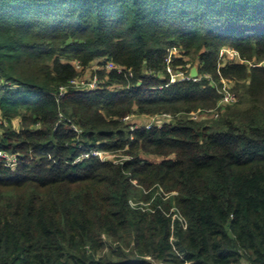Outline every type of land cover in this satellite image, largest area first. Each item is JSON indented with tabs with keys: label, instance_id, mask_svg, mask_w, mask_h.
<instances>
[{
	"label": "trees",
	"instance_id": "16d2710c",
	"mask_svg": "<svg viewBox=\"0 0 264 264\" xmlns=\"http://www.w3.org/2000/svg\"><path fill=\"white\" fill-rule=\"evenodd\" d=\"M0 82V264H264V0H0Z\"/></svg>",
	"mask_w": 264,
	"mask_h": 264
},
{
	"label": "built area",
	"instance_id": "2783aa9c",
	"mask_svg": "<svg viewBox=\"0 0 264 264\" xmlns=\"http://www.w3.org/2000/svg\"><path fill=\"white\" fill-rule=\"evenodd\" d=\"M228 50L229 49L224 50L222 52V54H221V56L223 58L222 60L224 62L233 61L235 63H239L240 57H239L238 53L233 51V50H232L234 52L233 56L231 58H229V57L225 58ZM173 55L174 56L179 55V50L173 49L171 56H173ZM167 64L169 65L168 71L171 74V82L172 83L181 82V81L198 82L201 80L199 75L197 78H193L191 76V73L186 74L183 71L174 72L173 69L171 68V59L170 58L168 59ZM75 66H76L77 70H83V68L79 64L75 63ZM115 69L118 70L119 72L123 71L122 68L115 67L112 64L106 66V70L108 72H111L112 70H115ZM98 70H100V68H98V67L93 69L94 73H95V71H98ZM130 75L132 76L131 73H130ZM212 84H215V83L212 82ZM1 85H2V83L0 82V86ZM72 85L78 91H96V90L101 89V87H102V83L99 80L97 75H94L93 78L91 79V81H89V82H84V81H80L79 79H76L75 81L72 82ZM232 87H233L232 81H224V87L221 91H219V93L222 95V98L218 104V107L214 111H210L208 113H213L215 115V117H217L219 109H221L222 107H226V106L235 104L237 102L238 99H237L236 95L231 92ZM67 92H68L67 88H62L61 92H60V96L65 95ZM204 115H206V114H203V113L200 114L199 112H197V113L191 114L190 117L193 118L194 120H199L198 118L200 116H204ZM135 118H137V116L129 115L124 119V122H126V124L130 126V130L132 132L138 130L141 127L134 121ZM172 118L173 117L171 115H168V114H164L161 116H155V117L149 119V122L147 125H145V128L146 129H151L154 127L162 128L165 124L170 123L172 121ZM74 130L78 131L77 128H75V127H74ZM90 155L95 156V157H99V158L103 159L104 161H108L109 157H111L112 154H108V153H104L103 151L96 150V151L92 152V154H90ZM0 157H6V155H4L3 153H0ZM86 157H89V155H86ZM8 160H9V162H11V166H15L17 163L16 158L8 159ZM110 161H112V160H110Z\"/></svg>",
	"mask_w": 264,
	"mask_h": 264
},
{
	"label": "rangeland",
	"instance_id": "374dc122",
	"mask_svg": "<svg viewBox=\"0 0 264 264\" xmlns=\"http://www.w3.org/2000/svg\"><path fill=\"white\" fill-rule=\"evenodd\" d=\"M233 51L231 50V49H229L228 50V52L226 53V57L225 58H231L232 56H233ZM187 59V61L189 62V64L187 65V69L185 70V71H183L184 73H186L187 74V71H189L190 69H193V68H196V66L194 65V63L191 61V59L190 58H186ZM102 62H103V60H102ZM228 62V61H227ZM94 65V66H93ZM97 66H99V64L97 63V65H96V63H94V64H92V67L91 68H88V69H86V70H77L78 72H79V74H80V77L78 78L80 81H84V82H89V81H91V79L93 78V76H94V71H93V69L94 68H96ZM103 69V68H102ZM102 69H100V70H102ZM99 78V77H98ZM100 80V79H99ZM206 118H210V117H213V114H206V115H204ZM204 116H200L198 119H202ZM204 117V118H205ZM142 119H145V121L148 123L149 122V120L148 119H151V118H144V117H142ZM139 126H144V125H142L143 123H141V122H139V123H137ZM16 129H18L19 128V123H16L15 124V126H14ZM119 158H121L120 156H117V155H111V157H109V160H114V161H117ZM144 159H146V160H150V161H154V162H160V161H162V158H156V157H149V158H146V157H144ZM156 189H158V192H157V195L158 196H166L165 195V193L163 192V190L161 189V188H159V187H156ZM172 213H174V218H177V215H178V217L180 218V216H179V214H178V212L176 211V209L175 208H173L172 209ZM180 220L182 221V222H184V220L182 219V218H180Z\"/></svg>",
	"mask_w": 264,
	"mask_h": 264
},
{
	"label": "crops",
	"instance_id": "0c3cea01",
	"mask_svg": "<svg viewBox=\"0 0 264 264\" xmlns=\"http://www.w3.org/2000/svg\"><path fill=\"white\" fill-rule=\"evenodd\" d=\"M148 120H149V119H148ZM134 121H135L136 123L141 122V123H143L144 126L148 124V123L145 121V119H142L141 117H137V118H135Z\"/></svg>",
	"mask_w": 264,
	"mask_h": 264
},
{
	"label": "water",
	"instance_id": "95a60500",
	"mask_svg": "<svg viewBox=\"0 0 264 264\" xmlns=\"http://www.w3.org/2000/svg\"><path fill=\"white\" fill-rule=\"evenodd\" d=\"M198 70H197V68H193L192 70H191V76L193 77V78H197L198 77Z\"/></svg>",
	"mask_w": 264,
	"mask_h": 264
}]
</instances>
